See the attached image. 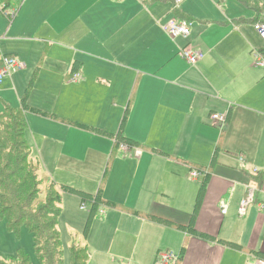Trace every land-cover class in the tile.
<instances>
[{"label":"crops","instance_id":"1","mask_svg":"<svg viewBox=\"0 0 264 264\" xmlns=\"http://www.w3.org/2000/svg\"><path fill=\"white\" fill-rule=\"evenodd\" d=\"M177 1L0 0V60L26 64L5 78L2 109L22 106L33 79L27 104L43 113L25 110V135L41 173L57 187L94 195L103 187L88 233L103 241L85 245L93 263L158 264L163 250L178 253V264L264 257V68L252 65L264 41L256 13L238 0ZM173 18L188 20L189 37L164 31ZM189 44L202 55L195 65L179 55ZM213 113L227 114L224 128ZM119 134L141 154L115 146ZM194 169L202 174L191 177ZM57 173L64 177L56 181ZM203 186L197 233L146 216L188 224ZM248 187L255 200L241 215Z\"/></svg>","mask_w":264,"mask_h":264},{"label":"trees","instance_id":"2","mask_svg":"<svg viewBox=\"0 0 264 264\" xmlns=\"http://www.w3.org/2000/svg\"><path fill=\"white\" fill-rule=\"evenodd\" d=\"M238 1L255 11L256 16L252 21L256 24H264V5L261 0ZM245 20L243 18L238 21ZM32 82L33 79H31L23 96L22 106L11 107L6 105L0 113V219H5L8 229L16 234L23 227L29 230L33 235L38 264H63L64 251L59 231L63 193L77 194L83 200L92 202L91 214L85 229L86 233L88 224L95 215V210L104 202L102 197L103 187L101 185L100 191L96 195L71 186L61 185L57 187L53 181L41 173V165L31 157V148L25 135L28 128L25 110L35 109L27 104L28 92L31 89ZM35 110L43 113L37 109ZM115 138L117 141L127 142L120 134ZM127 143L130 145L135 144V142ZM104 180L102 184H104ZM205 187L201 188L195 212L186 225L174 224L169 219L160 218L153 214H147L146 216L154 221L175 225L180 229L197 233L193 224ZM107 203L111 206H118L117 203L112 201ZM230 245L238 247L237 244L230 243ZM71 254L72 264L88 263L90 254L87 246L81 247L73 244ZM258 256L263 257L262 255ZM0 264H33V260L23 249H19L15 258H11L9 261L0 259Z\"/></svg>","mask_w":264,"mask_h":264},{"label":"rangeland","instance_id":"3","mask_svg":"<svg viewBox=\"0 0 264 264\" xmlns=\"http://www.w3.org/2000/svg\"><path fill=\"white\" fill-rule=\"evenodd\" d=\"M258 33L262 37L261 33ZM262 40L264 41L263 37ZM18 77L20 78V76ZM10 78L11 77H8L6 81H10ZM34 83L35 82L33 81L31 87L34 85ZM9 85H11L13 89L11 82ZM4 95L5 93L0 92V99L3 100ZM13 97L14 96L12 95L11 98ZM2 103L3 102L0 101V109L3 108ZM89 129L96 130V128ZM121 142L124 141L118 140V143L116 145L115 143L113 144L119 148V143ZM134 145L135 144H133V146ZM200 174H202V172ZM63 177L64 176L60 173L54 174V178L56 181L58 179L61 180ZM57 183L59 185L70 186L67 184H62L63 182L61 181H58ZM82 202L86 205V208L84 209L80 208ZM92 205L93 204L89 200H82L80 202L79 197L75 195H69L68 193L63 194V208L59 223V231L61 233L64 251L63 264H72L71 247L73 244L80 245L81 247H83L88 243L91 249L92 246H96V243L100 244L103 241V238L100 234H90L89 237L88 233L94 221L93 218L90 220L87 232L85 233ZM111 236L113 235L111 234ZM19 249H23L32 258L33 264H38V260L35 254L33 235L29 232V230L26 227H23L21 228L20 232L16 234L15 232L10 231L8 229L7 222L5 219H0V259L3 261H9L11 258H15L16 253ZM117 250L118 248L116 247V251ZM169 252L174 253V251L171 250H169ZM87 264L97 263H93V260L89 259Z\"/></svg>","mask_w":264,"mask_h":264},{"label":"built area","instance_id":"4","mask_svg":"<svg viewBox=\"0 0 264 264\" xmlns=\"http://www.w3.org/2000/svg\"><path fill=\"white\" fill-rule=\"evenodd\" d=\"M179 3V0L177 1ZM6 8L5 6L2 7V10ZM17 10L8 11L7 15L11 18H15L17 15ZM257 28L261 33L264 39V24L257 23ZM164 31L172 38L177 39L179 37L187 38L191 34V27L188 20L181 19L178 20L176 18L170 19L166 22L163 26ZM179 55L187 60L191 65H195L199 59L202 57L201 53L192 47V45H186L179 50ZM252 65L255 67H263L264 68V53L259 50H254L252 52ZM26 68V64L19 59L17 56L13 55H3L0 60V89L6 77L11 76L12 73L16 71H20ZM81 78V74L79 72H75L71 78L73 81H78ZM211 119L214 125L218 126L219 128H224L227 123V114L226 113H213L211 115ZM115 145L118 143L117 139L114 138ZM119 149L124 153L133 152L134 155L139 156L142 150L137 147L130 145L127 142L119 143ZM242 160V158H241ZM201 170L194 169L191 172V177H199ZM255 200V189L252 187L247 188V195L242 199L240 204V214L244 215L248 206L254 202ZM81 208H86L85 203L82 202ZM104 212V211H101ZM221 212L226 214L227 212V205L222 203ZM175 253V252H174ZM169 252V250H163L158 253L157 256V263L159 264H177L180 259V255L178 253ZM254 264H264V257L256 256L254 258Z\"/></svg>","mask_w":264,"mask_h":264}]
</instances>
